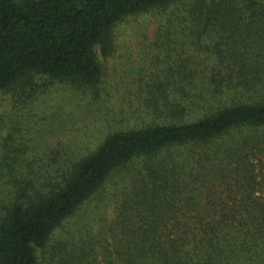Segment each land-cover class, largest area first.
Here are the masks:
<instances>
[{"label": "rangeland", "instance_id": "1", "mask_svg": "<svg viewBox=\"0 0 264 264\" xmlns=\"http://www.w3.org/2000/svg\"><path fill=\"white\" fill-rule=\"evenodd\" d=\"M196 5L198 0H181L118 23L111 54L99 57L103 78L96 88L50 82L18 102L12 94L0 92V138L12 128L14 141L8 148L18 149L21 167L26 168L27 161L38 171L44 167L58 176L71 162L96 150L113 131L201 117L200 105L206 111L210 103L204 101L207 82L194 71L211 70L217 51L214 46L224 48L227 39L213 33L199 38V25L190 15ZM243 32L234 35L240 40ZM255 33L264 37L262 30ZM244 49L250 54L264 51L263 42ZM186 103L192 106L182 114L168 111L173 104ZM193 152L195 157L212 153L225 154L228 159L217 160L212 167L191 166L183 160ZM149 169L156 171L151 179ZM212 169L215 173L231 170L233 175L220 182L194 181V173L213 175ZM154 178L159 197L152 204L151 191L145 193L150 188H144L147 183L151 187ZM168 188L173 190L171 196L163 194ZM177 190L182 193H175ZM164 200L171 203L167 210L163 209ZM156 205L162 207L160 211ZM130 211L136 216L133 221L147 229L152 220L142 216L160 212L161 218L146 240L141 241L127 219L124 221ZM152 240L166 249L172 247L168 255L170 259L177 255L176 264L262 263L264 126L232 129L205 146L173 147L152 158L136 159L114 173L67 219L47 247L38 251V257L40 264H150L155 261L151 255L143 253L138 259L136 255Z\"/></svg>", "mask_w": 264, "mask_h": 264}, {"label": "trees", "instance_id": "2", "mask_svg": "<svg viewBox=\"0 0 264 264\" xmlns=\"http://www.w3.org/2000/svg\"><path fill=\"white\" fill-rule=\"evenodd\" d=\"M179 1L0 0V92L12 94L18 102L32 97L50 82L96 88L103 78L99 57L111 54L114 27L128 16ZM196 6L190 15L199 25V38L213 33L227 39L224 48L214 46L217 51L211 70L194 71L207 82L204 101L210 102V110L205 111L200 105L201 117L113 131L96 150L71 162L65 170H56L58 176L44 167L38 171L27 161L26 168L21 167L18 149L8 148L14 135L12 128H7L6 137L0 138V264H40L38 251L47 247L55 231L91 200L114 173L136 159L152 158L173 147L205 146L232 129L264 126V51L250 54L244 49L254 43L259 46L263 42L264 46V37L258 38L255 33L264 31V0H198ZM239 31L245 33L240 40L234 35ZM193 95L202 97L200 93ZM190 106L173 104L168 111L177 116ZM227 159L225 154L203 153L195 157L193 152L185 155L183 161L191 166L199 163L212 167L215 161ZM237 160L243 162L241 157ZM147 171L150 179L156 174L153 169ZM200 172L194 173V181L220 182L233 175L224 169L216 173L212 169L213 175ZM152 181L151 187L147 183L144 189L150 188L145 193L151 191L149 197L154 201L159 194L156 179ZM169 189L162 190L163 194L171 196L173 190ZM168 203L171 205L163 201L164 210ZM161 208L155 206L156 210ZM160 216V212L142 216L141 219L152 220L149 229L133 221L134 211L123 218L144 241ZM148 243L138 249L137 259L145 253L155 259L150 264H176L177 255L173 254L172 259L168 255V249L173 252L172 247L166 249L158 240Z\"/></svg>", "mask_w": 264, "mask_h": 264}]
</instances>
